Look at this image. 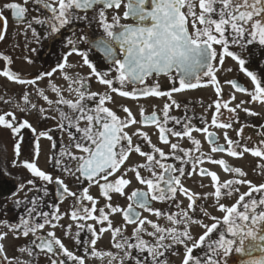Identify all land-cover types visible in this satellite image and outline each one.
I'll use <instances>...</instances> for the list:
<instances>
[{"label": "snow or ice", "instance_id": "1", "mask_svg": "<svg viewBox=\"0 0 264 264\" xmlns=\"http://www.w3.org/2000/svg\"><path fill=\"white\" fill-rule=\"evenodd\" d=\"M29 3L36 16L29 17ZM9 18L24 26L27 64H35L45 41L59 42L60 48L54 66L28 75L14 70L13 58L0 52V78L20 87L7 98L0 95V104L9 108L0 111V145H6L0 148V190L5 185L14 189L0 196L4 200L0 213L6 215L9 204L24 210L15 222L0 220V227L7 229L0 232V264H39L41 254L47 264H175L173 256L180 258V264H220L233 252L239 256L238 264H264V183L256 186L240 167L217 156L242 158L250 153L261 158L257 167L264 175V139L252 147L242 142L243 126L236 132L238 140L227 131L239 121L241 111L260 115L246 104L264 106V0H0V42L8 37ZM93 22L102 30L94 40L82 27H91ZM81 44L87 49L82 50ZM74 54L81 61L70 63ZM101 57L106 70H102ZM226 58L236 65L227 72L238 70L251 84L249 89L236 79L225 81L234 90L228 100L223 99L218 79ZM85 66L89 71L82 73ZM56 73L64 84L56 82ZM160 76L171 78V90H161L158 80L147 85L148 79ZM93 80L105 86L103 92L91 90ZM201 86L213 87L217 97L209 105V110L215 109L210 124L201 117L204 126L194 125L186 106L183 117L170 114L172 108L182 106L173 93ZM236 93L249 100L230 106ZM113 94L133 100L166 97L169 102L162 115L155 110L145 114L141 107L137 119L128 106H120L123 116L108 106L116 103ZM224 110L229 115L222 120ZM32 116L37 125L52 120L55 126L38 131L26 118ZM150 126L158 131L167 152L144 130ZM209 127L224 130V144ZM259 127L264 137V125ZM24 130L31 132L32 141L28 157L22 160ZM55 132L60 133L59 139ZM194 132L204 135L208 152L202 150ZM42 139L50 143L48 169L39 167ZM183 139L192 147H182L179 141ZM134 155L142 159L134 160ZM205 163L233 178L221 181L217 171L200 167ZM187 165L192 166L191 172ZM197 168L202 177L210 178L213 188L204 197L191 192L182 179L194 175ZM240 186L248 190L240 193ZM92 188L97 189V196L91 194ZM234 194L238 199L231 206L221 202L222 197ZM53 195L55 202L46 205ZM182 196L189 201L186 208ZM208 196L214 197L215 207L224 213L222 219L200 204ZM69 198L71 210L62 212L60 205ZM114 199L127 204L113 203ZM155 203L168 207L156 208ZM45 205L49 210H44ZM197 209L214 222L205 224ZM115 216L121 217V225L114 222ZM65 218L71 223L62 224ZM160 219L167 223L162 226ZM193 225L204 229L198 238L191 232ZM128 226H132L130 235L126 234ZM46 227L51 230L42 234ZM57 228L74 242V248L56 235ZM105 234L110 235L108 250L98 247ZM10 236L25 241L12 244L11 257L6 247ZM200 249L203 253L197 255L194 250Z\"/></svg>", "mask_w": 264, "mask_h": 264}, {"label": "flooded vegetation", "instance_id": "2", "mask_svg": "<svg viewBox=\"0 0 264 264\" xmlns=\"http://www.w3.org/2000/svg\"><path fill=\"white\" fill-rule=\"evenodd\" d=\"M28 8L30 9L29 17L37 15L36 11H32L33 4L29 3ZM120 11L122 12L123 8ZM89 15H91V13H89ZM23 27L24 26L22 24L18 25L17 23L13 22L12 18H9L8 37L5 41L0 42V52L8 53L13 58V61H14L13 65L11 67L14 70H16L17 72H21L25 75L35 74L37 71H39L41 69H50L52 66L55 65L56 59L59 55V48H60L59 42H57L56 44H52L51 41H45L44 46L40 49L39 55L37 57H35V60H36L35 64L29 65L24 60V56L28 55V53L24 47L25 37L23 35ZM82 27H84L85 30L87 31L89 38L93 39V40L96 39L101 34V31H102V30L97 29L95 22H93L91 27H87V26H82ZM77 34L78 35L80 34L79 28L77 29ZM28 38L31 39L30 33L28 34ZM32 46L36 47L35 44H33ZM80 48L82 50H86L87 45L81 44ZM95 55L97 57L101 56V54L98 52L95 53ZM227 60H231V59L226 58V61ZM78 61H81V58L76 56L75 54L69 58L70 63H76ZM226 61H225V63H226ZM101 63L103 65L102 70H106L107 65L104 64L102 57H101ZM233 63L234 62L232 61V64H230V66H228L227 68H225L224 70H222L218 73V79L220 80L221 86L223 88V99L224 100H228L229 96L234 92V90L231 89V87L229 85L224 83L227 80L236 79V80H238V82L242 86H247L249 89L251 88L250 81H248V79L245 78L242 73H239L238 70L232 71V72H227V69L229 67L236 68L235 63L234 64ZM88 71L89 70L87 69L86 66L83 67L82 73H87ZM54 79L56 80V82H58L60 84H64V81L62 79H60L59 73L55 74ZM157 80H158L160 89L163 91H169L173 87V83H172L171 78L165 77V76H160L158 78L154 77V78L148 79L146 83L148 86H152L157 82ZM44 83L46 84L47 81H45ZM0 85H4V87H0V95H4L5 98H7L8 95H12L13 92L20 91V87L18 85L9 83L6 79H3V78H0ZM176 86H178V82H177ZM97 87H99V88H97ZM104 88H105V86L98 84L95 80L92 81L91 90L103 92ZM235 95H236V100L233 101L230 104V106H234V104L239 102L240 100H249V97L244 95V94L236 93ZM173 97L179 103H181L182 106L179 110L172 108L171 113H170L171 115L183 117L185 115L184 106H186L188 109L187 115L193 117L192 123L194 125H196L198 127L204 126L201 123V120H200L201 117L206 118L208 123L210 124L212 111H214L215 109L213 106V108L211 110H209V105H212L213 101H215L217 99L213 87L201 86V87H198L196 89H186V90H182L179 93H173ZM52 98H55V97H52ZM127 99H130V98H127ZM130 100L134 103L133 113L136 115L137 119L140 118L139 117V111H140L141 107L144 108L145 114H151L152 111L155 110V111H157V113L159 115H162V109H163L164 104L169 102L166 97H160V98L140 97V98L135 99V100H133V99H130ZM245 106L251 108L252 110H254L258 113H260V115L252 117V116H248L246 113L241 111L239 113V121L237 123H234L233 128L228 129L227 131H228V135L230 138H232L234 140H238V139H240V137H237L236 132H237V130H239L243 126V133H242L243 141L242 142L247 143L249 146L255 147L260 143V141L262 139H264V137H262L259 134L262 131V129L259 126L264 125V106L260 105L259 103H255V104L249 103V104H246ZM8 110H9L8 106L0 104V111L6 112ZM17 115H22V114L17 113ZM228 115L229 114L227 113V111L224 110V115L221 117V119L222 120L227 119ZM26 118L31 120L33 125L38 128V131L55 126V122L52 120H49V121H46L44 123L37 125L36 118L34 116L26 117ZM144 130L150 134L152 142L154 144H157L158 146L163 147L166 152L168 151V148L166 146L160 144V142L158 140V131L154 127L150 126V127L145 128ZM209 131L216 132L220 138L219 142L221 144L225 143V141L223 139L224 130L216 129L214 127H209ZM23 135H24V154L21 156L22 160L28 157V155H29L28 146H29V143L32 141V134L30 131L24 130ZM53 135L56 139H59V137H60L59 132H55V133H53ZM193 136L196 139H199L201 141L202 150L204 152H208L210 146L207 143V141L205 140L204 135L202 133L194 132ZM171 140H172V142H177V138H175V137H171ZM65 142H67L66 136H65ZM179 143L181 144L182 147H185V148H191L192 147V145L190 144V142L187 139L180 140ZM41 144L43 145V151L39 157V167H41L42 169H48L50 167V165L48 164V156L50 155V151H49L50 143L47 140L42 139ZM145 150H147V149H145ZM193 155H198V153L194 152ZM217 156H218V158H221V157L225 158L227 160V162L230 163L231 165L240 167L243 171H245L247 173L248 177L255 178L254 181L256 183H254V184L256 186H258L261 183H264V175H262L260 173V170L257 167V165L261 162V158L253 157L250 153L245 154L242 158H229L226 156V154H217ZM133 159L134 160H141L142 158L134 155ZM169 162H171V161H169ZM186 167L188 168V170L190 172L193 170L191 165H187ZM200 167H204V168H207L209 170L217 171L220 177H224V179L222 181L233 178L231 174H226L223 171H221L218 166H213L211 164L205 163V164L201 165ZM204 178H208V177H202L199 174V169L197 168L194 175H192L191 177H186V178H182V179H183L184 186L189 188V190L191 192L198 194V196H200V197H204L203 193H202L203 187H201V182L203 183ZM209 180H210V178H209ZM133 186L134 187H142V186L135 184V183ZM9 189H13V186L12 185H5L3 187V189L0 190V196H5V195L10 194ZM73 190L75 191L76 188L73 187ZM193 190H195V191H193ZM247 190H248L247 186H241V189H239L240 193H243ZM50 191H53L51 189V186H50ZM129 191H130V189H129ZM91 194L94 196H97L98 195L97 189L92 188ZM23 195H24L23 193H20L19 198H23ZM256 195H259V194H256ZM180 200L182 201V207L186 208L187 204L189 203V201L187 200V197L182 196V197H180ZM49 202H55L54 195L48 198V200L46 201V205ZM117 202L120 203L121 205H124V206H126V204H127V201L124 199H114L113 200V203H117ZM199 202H200V204L203 205L204 199H201ZM3 203H4V200L0 199V204H3ZM72 204H73V201L71 198H69V199L65 200L60 205V210L62 212L70 211ZM103 204H104V200L100 199V205L102 206ZM46 205H45L44 210H49ZM154 206L156 208H161V209H167V207H168V205L164 204V203H155ZM173 210H175V209H173ZM23 211H24L23 208L14 209L12 207V205L9 204L7 214L5 215L4 213H0V220L8 219L10 222H15L18 218V213L22 214ZM144 215H149V214L144 213ZM197 216L203 220L206 218V217H203L199 213V209H197ZM149 218L153 219V220L156 219V217H153V216H149ZM113 220L117 225H121L123 223L120 216L113 217ZM89 222H91V221H89ZM213 222L214 221L211 220L209 223V226ZM61 223L64 225H67V224L71 223V221L69 219L65 218L64 220L61 221ZM159 223L163 226L167 222L164 219H160ZM49 230H51V229L46 227L43 230L42 234H46V232ZM198 230H200V231H198ZM4 231H7V229L0 227V232H4ZM55 231H56V235L59 237H62L63 242L69 248H74V242L69 240L66 237H63V232L61 231L60 228H57ZM72 231H73V233H75V225H73ZM203 231H204V229L202 227L200 228L199 225H193L191 228V232L195 238H198L199 235L203 234ZM131 232H132V226H128L126 234L130 235ZM86 236H87L86 233H81L82 238H86ZM213 238L214 239L218 238V233L214 234ZM226 238H230V237L226 235ZM28 239L31 240V237H29ZM13 243L23 244V243H25V241L23 239L15 241L10 236L9 240L6 241L7 255L9 257L14 255L13 249H12ZM98 247L101 249H104V250H108L110 248V235L109 234L104 235L102 240L99 242ZM194 251H196L197 255H201L203 253V249L194 250ZM182 255H183V248H181V251H180V256L182 257ZM232 256L239 257L238 254H235L234 252L230 253L229 257L221 259L220 264H229L228 260ZM172 259L175 261V264H180V258L173 256ZM38 261H39V264H47V260L43 257L42 254L40 257H38ZM90 264H92L91 261H90ZM94 264H100V262L95 261Z\"/></svg>", "mask_w": 264, "mask_h": 264}, {"label": "rangeland", "instance_id": "3", "mask_svg": "<svg viewBox=\"0 0 264 264\" xmlns=\"http://www.w3.org/2000/svg\"><path fill=\"white\" fill-rule=\"evenodd\" d=\"M230 64H232V61L231 60H227L226 63H224V65H223V70L225 68H227L228 66H230ZM97 88H99V87H97ZM113 96H114V99H115L116 103H115V105L109 103L108 106L112 107L114 110H116L119 115H121V116L124 115L122 112H120V106L121 105L130 107L132 111L134 110V103L130 99L121 98L117 94H113ZM0 147L6 149V145H1ZM220 179L222 181L224 179V177H220ZM247 179L252 181L253 183H256L254 181L255 178L247 176ZM203 184L205 185L202 188V193H203V196H204L207 193H211L213 188L211 187V181L209 180V178H204L203 179ZM239 189H241V186H240ZM193 191H195V190H193ZM236 199H238V195L234 194L231 198H223L222 197L221 202L224 203L226 206H231V204L235 203ZM203 205L205 206L207 211L212 216H215V217H218V218L222 219V216L224 215V213L218 211L217 208L215 207V199H214V197L208 196L207 199H204ZM203 221H204L205 224L209 225L211 220L206 217ZM198 231H200V230H198Z\"/></svg>", "mask_w": 264, "mask_h": 264}, {"label": "water", "instance_id": "4", "mask_svg": "<svg viewBox=\"0 0 264 264\" xmlns=\"http://www.w3.org/2000/svg\"><path fill=\"white\" fill-rule=\"evenodd\" d=\"M238 260H239V257L232 256V257L229 258L228 263L229 264H238Z\"/></svg>", "mask_w": 264, "mask_h": 264}]
</instances>
